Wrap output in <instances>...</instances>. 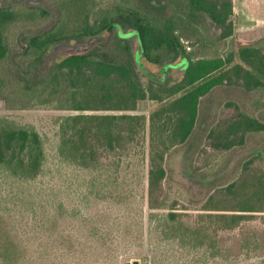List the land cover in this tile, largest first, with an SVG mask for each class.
<instances>
[{
    "label": "trees",
    "instance_id": "16d2710c",
    "mask_svg": "<svg viewBox=\"0 0 264 264\" xmlns=\"http://www.w3.org/2000/svg\"><path fill=\"white\" fill-rule=\"evenodd\" d=\"M50 1L61 13L58 23L43 35L23 38L27 50L18 59L24 66L35 65L31 72H22L10 58L13 47L18 45L15 35L31 21H39L38 25L49 23L54 13L42 5L28 6L23 2L32 10L26 12L24 5L0 3V100L9 110L31 109L37 104L59 100L57 108L81 111L59 119L56 158L61 164L57 168L60 176L68 180L70 175L72 180L68 171L72 167L122 171L125 180L118 186L121 190L129 185L130 201L136 196L133 183L146 187L151 231H163L167 235L169 229L181 228L185 224L181 217L187 215L178 212L179 200L171 199L166 188L174 177L172 160L181 146L188 144V149L193 148L202 103L211 102L213 88L234 86L248 94L261 88L264 93V36L253 42L241 41L237 50L234 48V25L229 20L234 13L233 0H114L96 12L93 22L88 5L91 0H78V12L83 20L72 31L60 32L57 29L69 11L71 0ZM199 14L207 15L213 27L220 30L218 45L216 40L204 42L202 47L219 50L221 43L230 38L229 46L233 48H224L225 56L197 58L196 53L187 50L181 24L185 19L194 24ZM22 19L28 21L22 23ZM120 31L131 35L121 36ZM112 32L114 38L107 46L58 55L45 75L36 69L37 64H44L55 42ZM134 38L147 64L164 66L185 56L189 65L183 75L172 81L164 76L156 81H144L142 75L147 71L144 63L137 60ZM61 94L64 98H58ZM149 98L162 103L149 118L128 112H84L132 111L140 100ZM260 108L264 109V97ZM261 114L262 119L239 111L210 128L208 147L226 153L245 145L251 134L263 137L264 113ZM48 161L46 140L34 126L0 116V175L34 183L48 171ZM141 163L146 172L145 167H138ZM260 173L264 174L254 169L249 160L237 179L210 189L203 209L215 212L200 215L196 227V235L210 229L208 232L221 240V234L228 233V247L224 249L218 244L223 241L216 239L214 255H224L233 264L264 256V176H259ZM98 177L86 193L108 196L98 189L99 185L108 188V183H101ZM85 184L86 181L79 182L80 187ZM107 192L115 197L111 195L115 194L114 190ZM120 218L115 219L118 224ZM3 220L0 215V241L4 236ZM10 249L8 246L3 262L16 264L17 251L8 253Z\"/></svg>",
    "mask_w": 264,
    "mask_h": 264
},
{
    "label": "rangeland",
    "instance_id": "374dc122",
    "mask_svg": "<svg viewBox=\"0 0 264 264\" xmlns=\"http://www.w3.org/2000/svg\"><path fill=\"white\" fill-rule=\"evenodd\" d=\"M2 1L9 0H0V3ZM113 1H88L91 7L90 22H93L97 11ZM13 3L24 5L20 0H15ZM18 4L17 7L20 8ZM233 4L234 13L229 20L233 21L234 36L232 39H235L233 45L237 50L241 41L249 42V39L264 32V30H249L244 19L251 16L256 25L264 22V0H233ZM77 5H80L78 0H71L69 11L64 16L57 32L72 31L81 23L83 17L79 15ZM28 6L24 5L25 11H32ZM22 20V23L28 21ZM38 22L37 20L31 21L27 23V27L21 26L18 30L32 32L48 24L38 25ZM120 33L124 37L131 35V33L123 35V31ZM181 33L184 35L183 41L187 45V50L196 53L197 58L213 55L225 56L224 48L227 47L230 50L233 48L229 46L228 40L221 43L219 50L214 47H202L204 42L215 43L217 40L216 45L219 44L220 30L213 27L207 15L202 14L197 17L194 24L185 19L181 24ZM17 35H15V41ZM108 36L109 34L105 33L101 35L103 39ZM87 37L89 36L81 39H64L62 42H55L53 47L58 43L73 45L82 43ZM261 37L258 36V38ZM23 41L26 45L27 41ZM13 48L10 58L14 51L21 49L19 45ZM134 50L138 62H143L145 65V71L148 74L144 72L142 79L146 82L159 80L163 73H166L167 79L172 81L180 78L186 70L184 67L170 66L173 61L164 66L147 64L140 55L138 41L135 38ZM65 54L62 52L59 55ZM179 59L180 57H177L174 62ZM37 65L36 67L41 72L45 70L44 64ZM29 66L34 67L35 65L30 64ZM181 94L182 92L178 93L174 98ZM63 95L61 94L58 98H64ZM263 97L264 93L261 88L248 94L234 86H218L213 88L210 95L211 102L202 103L198 125L194 130L197 139L192 149H188V144L181 146L172 160L174 177L170 186L166 187L171 199L179 200L181 209L178 212L187 215L181 217L185 224L178 229H169L167 235L163 231H151V210L148 208L144 184H132L136 196L131 201L128 194L131 188L127 190L129 185H124V188L120 190L118 184L125 180L124 172L116 173L114 168L106 170L72 167L68 169L71 171L72 180L70 175L68 180L60 176L57 168L61 167V164L56 158L60 139L59 119L81 111L57 108L59 100L37 104L31 109L9 110L0 100V116H8L21 124L32 125L43 135L49 154L47 165L50 168L34 183L21 182L0 175V215L4 217L2 224L4 236L0 241V264H6L3 262V257L8 246L12 248L8 250V253L13 252V249L17 251L18 262L16 264H126L128 260L130 264H134L135 260H139L140 264H233L224 255H214L217 251L213 248L216 245L215 240L220 238L216 235L212 236L208 232L210 229L206 233L196 235L195 232L198 231L196 227L201 221L200 215L215 212L203 209L210 189L237 179L249 160L252 161L254 169L264 172V136L251 134L252 136H247L245 145L233 147L226 153L208 147L207 138L210 128L223 123L239 111L248 115L255 114L262 119L263 114L261 113H264V109L260 107ZM161 104L149 98L140 100L137 108L132 111L84 112H128L145 114L149 118ZM147 134H150L149 126ZM140 165L138 167L141 169L145 167L143 163ZM54 169L56 171L53 173ZM144 171L146 172V167ZM99 172L102 173L101 178L98 177ZM259 176H264V174L260 173ZM97 177L101 183H108L106 184L108 188L101 185L98 187L102 191L100 193L108 196L86 193L90 190L92 181H97ZM72 181L74 184L70 186ZM82 181H86V184L80 187L79 182ZM109 190H114L116 195H111L115 197L110 196L107 192ZM121 197L123 200H118ZM163 211L168 212V210ZM118 217H121L119 224L115 220ZM190 223H194L195 226ZM221 236L223 240H220L223 242L217 243L222 244L226 249L225 247L229 244V234L222 233ZM239 264H264V256L243 259Z\"/></svg>",
    "mask_w": 264,
    "mask_h": 264
},
{
    "label": "water",
    "instance_id": "95a60500",
    "mask_svg": "<svg viewBox=\"0 0 264 264\" xmlns=\"http://www.w3.org/2000/svg\"><path fill=\"white\" fill-rule=\"evenodd\" d=\"M15 0H9V1H2L1 4L6 6L11 3H13ZM25 2L28 5H42L46 7L48 10L52 11L54 13L53 19L44 27L32 31V32H20L17 35V42L21 48L20 51L14 52L11 59L13 63L20 69L22 72H28L30 70L29 68L26 70L23 68V66L17 61V56L23 54L27 50V46L22 42V38L24 37H36L43 35L50 31L52 28L55 27V25L58 23L61 13L60 11L54 7L51 3H49L47 0H20ZM264 36V35H263ZM114 37L113 32L109 34V36L106 39H103L101 35H92L87 37L86 41L78 44H65V43H58L53 47V51L48 53L44 59V67L45 70L40 72V74L45 75L50 70V63L60 54V53H66V54H76V53H83L91 50L94 46H107L110 44ZM189 65V60L185 57L181 60H179L176 63H171L170 66L172 67H179L183 66L184 68H187ZM38 69V67H36ZM39 70V69H38ZM134 264H140L139 260H135Z\"/></svg>",
    "mask_w": 264,
    "mask_h": 264
},
{
    "label": "crops",
    "instance_id": "0c3cea01",
    "mask_svg": "<svg viewBox=\"0 0 264 264\" xmlns=\"http://www.w3.org/2000/svg\"><path fill=\"white\" fill-rule=\"evenodd\" d=\"M235 1V0H234ZM245 19V21H246V24H247V26H248V28H249V30H255V31H260V30H264L263 28H264V22H260V25H256V22H254L253 21V19H252V17L250 16V17H245L244 18ZM256 27H260V28H256ZM254 32V31H253ZM264 35V32L263 33H259L257 36H254L253 38H251V39H249V41H255L257 38H258V36H263ZM242 38V37H241ZM243 39V38H242ZM262 109V108H261Z\"/></svg>",
    "mask_w": 264,
    "mask_h": 264
},
{
    "label": "flooded vegetation",
    "instance_id": "af4514ba",
    "mask_svg": "<svg viewBox=\"0 0 264 264\" xmlns=\"http://www.w3.org/2000/svg\"><path fill=\"white\" fill-rule=\"evenodd\" d=\"M230 40H231V39L229 38V39H228V43L230 42ZM22 42H23V38H22ZM247 42H248V41H247ZM252 42H253V41H252ZM17 43H18V42H17ZM23 43H24V42H23ZM18 45H19V44H18ZM97 46H98V45H97ZM20 50H21V49H20ZM14 52H18V51H14ZM21 55H22V54H21ZM21 55H18L16 59H17V61L23 66V68L26 67L25 69L27 70V69L29 68L28 65H30V64L33 65V64H32V63H27L26 66H24V65L19 61V59H18ZM179 57H180L179 60L185 58V56H179ZM179 60H178V61H179ZM178 61H176V62H178ZM176 62L173 61V63H176ZM16 67H17V66H16ZM179 67H183V66H179ZM17 68H18V67H17ZM32 69H33V67L30 66V70H29V71L31 72ZM19 70H20V69H19ZM39 71H40V70H39ZM40 72H41V71H40ZM184 72H185V71H184ZM184 72H183V73H184ZM183 73H182V75H183ZM165 74H166V73H165ZM165 74L163 73V75H161V76L166 77Z\"/></svg>",
    "mask_w": 264,
    "mask_h": 264
}]
</instances>
